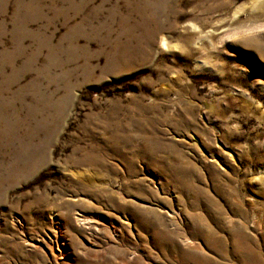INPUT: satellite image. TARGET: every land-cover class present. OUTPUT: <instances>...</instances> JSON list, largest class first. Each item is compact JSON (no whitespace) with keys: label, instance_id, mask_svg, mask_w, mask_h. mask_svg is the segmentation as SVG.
I'll use <instances>...</instances> for the list:
<instances>
[{"label":"rangeland","instance_id":"1","mask_svg":"<svg viewBox=\"0 0 264 264\" xmlns=\"http://www.w3.org/2000/svg\"><path fill=\"white\" fill-rule=\"evenodd\" d=\"M0 264H264V0H0Z\"/></svg>","mask_w":264,"mask_h":264}]
</instances>
